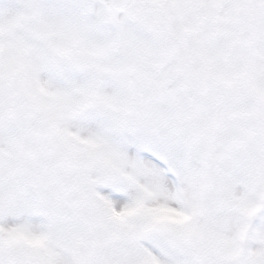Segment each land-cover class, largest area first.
I'll use <instances>...</instances> for the list:
<instances>
[{
	"label": "snow or ice",
	"instance_id": "6c2138e0",
	"mask_svg": "<svg viewBox=\"0 0 264 264\" xmlns=\"http://www.w3.org/2000/svg\"><path fill=\"white\" fill-rule=\"evenodd\" d=\"M0 264H264V0H0Z\"/></svg>",
	"mask_w": 264,
	"mask_h": 264
}]
</instances>
